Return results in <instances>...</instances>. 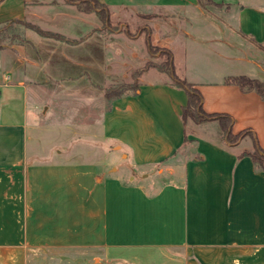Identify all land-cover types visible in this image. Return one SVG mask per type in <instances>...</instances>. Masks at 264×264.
Wrapping results in <instances>:
<instances>
[{"label": "crops", "instance_id": "obj_1", "mask_svg": "<svg viewBox=\"0 0 264 264\" xmlns=\"http://www.w3.org/2000/svg\"><path fill=\"white\" fill-rule=\"evenodd\" d=\"M97 1L110 13L157 14L143 17L154 21L148 35L155 33L166 44L169 32H158L163 21L197 23V32L186 35L213 63L220 68L242 63L245 71L199 72L184 79L200 89L207 113L228 114L233 134L247 133L231 143L217 120L185 124L187 92L171 78L142 76L136 92L114 99L98 124L103 141H112L110 150L93 146L85 157L59 150L36 160L29 146L33 93L50 78H68L58 72L65 62L82 66L71 78L93 74L96 66L101 68L94 51L87 48L84 58L68 46L91 43L105 52L109 38L95 32V18L74 20L65 33L40 25L76 16L70 4L79 10L69 1L52 8L46 0H0V264H27L28 251L44 247L86 248L98 254L94 260L100 264H264V169L251 156L256 147L264 151V98L226 84L228 77L239 75L264 80V49L257 45H264V0H256L253 8L252 0L249 6L242 0H212L216 4L206 7L198 0ZM222 11L242 14L233 21L217 14ZM15 19L63 35L74 32L79 40L19 30L11 24ZM101 22L104 32L110 23ZM58 51L60 60L49 67L48 57ZM123 148L131 161L127 180L133 188L108 177L103 168L112 151ZM99 152L104 155L95 159ZM117 187L135 191L129 194L134 229L115 222Z\"/></svg>", "mask_w": 264, "mask_h": 264}, {"label": "rangeland", "instance_id": "obj_2", "mask_svg": "<svg viewBox=\"0 0 264 264\" xmlns=\"http://www.w3.org/2000/svg\"><path fill=\"white\" fill-rule=\"evenodd\" d=\"M66 1L46 0L48 5H55L52 8H63L62 6ZM242 2L249 6L250 0L248 2L242 0ZM252 2L251 8H253L256 0H252ZM70 10L76 16H58L55 22L49 25H40L46 29L65 33L68 24L73 23L74 20L80 22L79 20L82 17L95 18L97 22L95 32L104 33L105 36L108 35L109 45L105 52L101 46H94L91 43L79 47L68 46L72 48L74 53L79 54V57L85 56L84 58H86L87 54H83V52L87 48L94 51L98 61L96 63H100L101 68L96 66V71L93 69L95 71L93 74L91 72H79L78 76L71 78L73 74H77L82 66L68 65L63 61L66 64L62 63L63 66H60L58 72H64V75L70 76L62 82L61 80L50 78L49 82L42 84L45 85L43 88H38L33 93L29 114L31 138L29 146L32 152L35 151L33 155H35L34 158L36 160L49 159L57 154L59 150L66 155L73 154L78 157H85L87 149L93 146L101 149L100 147L105 145V149L110 150L111 145H113L112 141L107 140V142H104L98 127L102 115L110 108L111 104L105 98V92L109 89L122 90L125 88L130 91L134 86H137L135 88L137 89L142 76L145 79L156 81L169 80L170 77L166 73L153 67L146 72H136L145 68L148 62L156 65L161 64L166 60L168 52H172L175 71L182 78H186V76L195 78L200 74L199 72H235L241 74L240 72L245 71L244 66L241 65L242 63H235L229 68H223V66L220 68L219 65L213 63L207 52L203 51L201 46L192 40L193 38L186 35L188 30L197 32V23L190 24L187 20L183 21L179 18L176 21H163L161 23L162 27L158 29V32L160 31L161 34H163V31L169 32L170 41L166 44L158 42L159 40L155 33L149 38L150 27L155 29L154 21L151 22L143 17L150 19L156 17L157 14L155 13L139 16L136 12L115 10L110 13L111 23L109 28L108 26L104 27L103 32V25L98 15L80 13L73 4H70ZM217 14L236 21L242 13L222 11L217 12ZM171 22L175 23L177 29H173ZM19 30H22V28H19ZM64 36L66 42L79 40V37L74 32ZM148 38L151 48L148 46ZM63 48H67V45H64ZM256 50L258 51V49ZM60 58V51L52 53L48 57V66H53L56 62L55 60H60ZM53 69L48 68L47 70L56 72ZM34 104L36 105L34 106ZM203 130L200 129L199 131L205 133ZM126 153L127 151L124 148L112 151L110 159L107 158L103 168L106 170L108 177L118 179L125 186L133 188L134 185H129L127 180L131 172L128 168L131 161L125 157ZM103 155L100 152L95 153L94 158L96 159L97 156L102 157ZM130 175L137 178L134 172ZM139 182L146 183L144 179H140ZM134 192V189L130 188L123 189L121 192L118 187L114 191L117 199L115 222L124 227H132V229H134L133 226L136 222V213L133 205L134 201L129 194ZM124 208L126 211H123ZM133 233L127 234V236L131 237ZM95 255L98 256V254L86 248H34L28 251L27 264H100L99 259L94 260ZM102 258L106 259L105 256ZM108 261L114 262L111 259Z\"/></svg>", "mask_w": 264, "mask_h": 264}, {"label": "trees", "instance_id": "obj_3", "mask_svg": "<svg viewBox=\"0 0 264 264\" xmlns=\"http://www.w3.org/2000/svg\"><path fill=\"white\" fill-rule=\"evenodd\" d=\"M67 1L76 4L79 11L84 13L95 12L98 15V17L101 19V21H103L105 24L111 23V15L109 12V8L106 4L101 3L97 0H67ZM198 2L202 7H206L210 4L212 5L216 4L212 0H198ZM11 24L14 26L16 25V28L20 27V28L31 29L43 37L53 38L61 41L66 40L63 34L51 30L43 29L37 24H34L26 20L15 19L11 22ZM7 28L8 27H5V30H7ZM147 41L149 48H151V45L149 43V38ZM257 45L258 47L264 49V45L261 44H257ZM151 67L156 68L163 73H166L171 78L173 84L176 87L182 88L187 92L188 103L183 108V113H182V120L185 124L189 120L193 121L196 124L217 120L219 121L225 135L227 136L228 141L231 143L238 141L241 137L246 135L247 132H241L240 134H233L232 119L228 114L207 113L204 110L203 96L200 89L195 84L188 82L184 78H181L176 73L172 52H168L166 54V60L161 64L156 65L148 62L145 68L140 69L136 72H145L151 69ZM226 84L238 86L244 92L256 91L264 98V80L250 78L246 75H239V76L228 77L226 79ZM136 87L137 86H134L130 91H128V88L122 90L109 89L105 92V98L109 100L112 104L114 99L119 98L126 93L129 92L135 93ZM251 156L253 157L256 164H258L264 169V151L261 150V148L256 147L255 151L253 152V154H251Z\"/></svg>", "mask_w": 264, "mask_h": 264}]
</instances>
